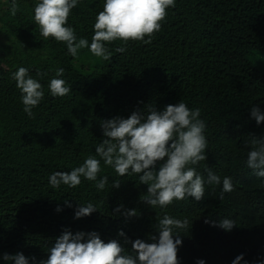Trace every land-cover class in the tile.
Returning a JSON list of instances; mask_svg holds the SVG:
<instances>
[{"label":"trees","instance_id":"obj_1","mask_svg":"<svg viewBox=\"0 0 264 264\" xmlns=\"http://www.w3.org/2000/svg\"><path fill=\"white\" fill-rule=\"evenodd\" d=\"M16 2L18 11L12 15V0H0V257L20 252L40 264L66 229L73 234L97 232L105 243L117 239L131 252V243L125 244L118 232L130 241L151 243L148 237L158 236L156 216L167 214L190 221L189 229L177 230L182 238L180 264H233L241 254L240 264H257L264 251V178L247 167L251 149L246 141L250 135L264 138V123L257 125L251 118L253 106L264 113V0H175L151 43L106 42L112 55L99 64H93L87 48L74 58L64 43L41 36L34 21L37 0ZM105 3L79 0L71 10L66 26L75 30L77 39L91 44ZM117 47L127 51L117 53ZM19 67L43 86L34 118L23 111L21 92L12 79ZM60 68L64 75L56 77ZM53 78L64 79L71 92L63 98L51 96L48 84ZM181 101L191 110L200 109L206 123L207 159L195 166L205 179L202 202L190 197L153 209L140 199L147 185L140 184L138 174L119 177L103 160L98 180L106 175L109 181L103 191L84 178L76 188L50 186L52 173L70 172L96 156L104 138L102 121L143 113L149 104L162 111ZM205 168L221 181L233 179L235 190L223 201L218 199L222 183L207 184ZM117 179L120 188H112ZM89 202L97 211L75 219L78 205ZM120 205L123 209L116 214ZM133 209L138 217L125 220L123 211ZM209 217L233 219L236 226L226 232L205 224ZM0 264L14 261L0 258Z\"/></svg>","mask_w":264,"mask_h":264},{"label":"clouds","instance_id":"obj_2","mask_svg":"<svg viewBox=\"0 0 264 264\" xmlns=\"http://www.w3.org/2000/svg\"><path fill=\"white\" fill-rule=\"evenodd\" d=\"M79 0H37L34 5V21L39 27L43 38H53L66 45L68 54L77 57L81 49L89 51L97 58L107 61L111 52L105 46L106 42L129 41L151 43L155 33L161 30L166 19L167 10L175 7V0H106L103 10L99 12L94 23V35L91 44L84 38L77 39L75 30L66 26L71 10ZM12 15L18 11L16 0H12ZM147 37L148 39H145ZM117 53L127 51L126 47H117ZM37 75H42L37 72ZM46 75V73L44 74ZM64 69L56 71V77H62ZM12 79L21 92L23 111L29 118H34L33 109L38 107L44 98L41 83L29 75V70L19 67L12 73ZM51 96L63 98L71 92L66 81L53 78L48 84ZM200 109L191 110L184 102L168 104L160 111L155 105H147L142 112L134 111L128 118L115 117L102 121V142L95 148L96 156H88L81 166L70 172L57 171L50 175L49 184L52 188L66 185L76 188L84 178L95 181L98 191H103L108 185V176L98 180L103 160L106 166L114 169L119 177L138 174L140 184L147 185V194L140 197L141 201L153 209H161L193 198L202 202L205 195V179L197 172L196 167L201 161H206L205 155L208 142L205 136L206 123L200 119ZM251 118L257 125L264 123V113L257 106L251 108ZM246 146L248 151L246 164L258 178H264V138L250 135ZM159 165V167H157ZM207 184L221 185L218 199L223 201L226 193L235 190L231 177L221 178L213 173L211 168H205ZM120 180H113L112 188L119 189ZM215 192V187L212 189ZM69 208L72 204L64 201ZM123 205L114 212L120 214ZM57 211H61L58 207ZM96 206L89 202L79 204L75 210V219L90 216L96 212ZM125 220L138 217V212L124 210ZM205 224L219 227L231 232L236 221L229 218L213 220L206 218ZM192 224V223H191ZM190 221L164 215L156 216L155 231L157 235L148 237L151 243L141 239L130 241L123 231L118 236L124 243H131V252L121 245L117 239H109L105 243L97 232L73 234L64 230L54 244L48 249V258L40 264H180L178 249L182 246V238L177 230L189 229ZM3 260L14 264H29V259L35 264V257H25L23 253L10 255L4 253ZM244 257H236L233 264H240ZM197 264H204L198 260ZM251 264V261H250ZM264 264V251L259 253V262Z\"/></svg>","mask_w":264,"mask_h":264},{"label":"rangeland","instance_id":"obj_3","mask_svg":"<svg viewBox=\"0 0 264 264\" xmlns=\"http://www.w3.org/2000/svg\"><path fill=\"white\" fill-rule=\"evenodd\" d=\"M93 56V58L91 59V61L93 62V64H99L100 62H102V58H97V57H95L94 55H92ZM80 62L82 63V64H85V63H87V61H82V60H80Z\"/></svg>","mask_w":264,"mask_h":264}]
</instances>
